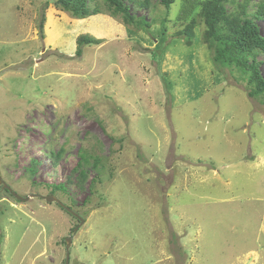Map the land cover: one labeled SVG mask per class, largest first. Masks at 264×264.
Here are the masks:
<instances>
[{"label": "rangeland", "instance_id": "374dc122", "mask_svg": "<svg viewBox=\"0 0 264 264\" xmlns=\"http://www.w3.org/2000/svg\"><path fill=\"white\" fill-rule=\"evenodd\" d=\"M142 1L0 0V177L42 196L0 192V264H64L69 235L68 264H264V95L212 63L202 0Z\"/></svg>", "mask_w": 264, "mask_h": 264}, {"label": "trees", "instance_id": "16d2710c", "mask_svg": "<svg viewBox=\"0 0 264 264\" xmlns=\"http://www.w3.org/2000/svg\"><path fill=\"white\" fill-rule=\"evenodd\" d=\"M92 0H54V3L62 9L71 12L75 16L85 17L88 14V4ZM176 0H159L167 10ZM184 7L187 3L190 6L185 10L191 11L192 0H181ZM227 0H202L199 1L198 15L204 23L202 41L210 50L212 63L216 68L234 67L246 76L249 84L247 95L256 97L264 95V77L260 70L261 61L258 55L264 53V34L260 30L259 21H264V0L255 2V8L247 10L249 0H242L235 8L228 10L225 6ZM107 7L114 14H120L125 20H130L129 7L124 0H103ZM147 0L140 4L146 5ZM194 22H190L179 32L185 36L186 45L192 43ZM42 22H40V28ZM94 41L87 36H80L78 44L85 45ZM77 54H81V48L77 49ZM59 151L54 154L58 157ZM85 158V157H84ZM83 158V159H84ZM87 159H85L86 161ZM80 166V161L77 163ZM83 174L82 171H80ZM64 190V185L59 184ZM10 197L14 198L9 192Z\"/></svg>", "mask_w": 264, "mask_h": 264}, {"label": "water", "instance_id": "95a60500", "mask_svg": "<svg viewBox=\"0 0 264 264\" xmlns=\"http://www.w3.org/2000/svg\"><path fill=\"white\" fill-rule=\"evenodd\" d=\"M3 182V183H2ZM0 183H2V187L3 188H6L7 191L15 198V199H18V200H28L29 198H32V197H42L40 196L39 194H30L28 196H22L20 194H17L14 190H12V188L4 181H2L0 179ZM43 198L46 200V201H49V202H56L58 203L62 208H64L67 212H69L70 214H72L73 216H75L76 218L79 219V223H82V218L75 212H73L69 207L65 206L56 196L54 195H47V196H43ZM77 227L78 226H75L74 227V230H77ZM65 241H66V254H65V261H64V264H68V261H69V245H70V242H71V235L67 236L65 238Z\"/></svg>", "mask_w": 264, "mask_h": 264}, {"label": "flooded vegetation", "instance_id": "af4514ba", "mask_svg": "<svg viewBox=\"0 0 264 264\" xmlns=\"http://www.w3.org/2000/svg\"><path fill=\"white\" fill-rule=\"evenodd\" d=\"M0 179L2 180V181H4L1 177H0ZM5 182V181H4ZM3 183V182H2ZM2 183H0V192H5V193H7L8 191H7V189L6 188H3L2 187Z\"/></svg>", "mask_w": 264, "mask_h": 264}]
</instances>
